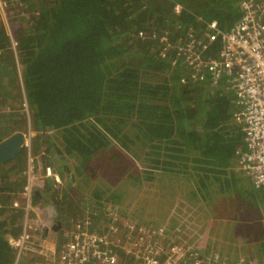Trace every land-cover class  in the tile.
Here are the masks:
<instances>
[{"label": "trees", "instance_id": "1", "mask_svg": "<svg viewBox=\"0 0 264 264\" xmlns=\"http://www.w3.org/2000/svg\"><path fill=\"white\" fill-rule=\"evenodd\" d=\"M2 1L0 122L16 120L18 114L26 120L25 100L35 132L31 164L35 170L42 160L63 180L58 185L50 177L54 186L45 189L52 192L66 228L76 231L87 215L102 228L104 214L140 225L152 220L144 223L148 229L167 225L173 207L164 212L166 217L162 211L153 217L145 207L148 211H140L138 218L131 213L145 200L148 207L155 206L157 188L168 189L174 181L181 187L185 182L211 215L216 207L223 214L227 209V214L243 213L240 208L248 202L264 220V193L259 191L264 188L246 192L236 183L237 151L245 142L235 120L240 106L227 79L213 83L207 71L193 77L183 58L161 41L164 33L172 43L182 32L202 36L213 20L223 31L232 29L242 0ZM219 44L209 48L207 58L218 55ZM96 144L108 149L113 161L106 170L111 195L102 183L72 173L75 161L84 174L91 172L99 155ZM115 158L121 166L114 167ZM13 162L0 161V264H12L10 239L22 230L25 215V204L14 202L23 197L26 177L18 157ZM123 178L133 192L131 202L111 190ZM140 192L145 197L141 194L137 202ZM177 204L185 207L179 200ZM169 205L174 206L173 200ZM235 214L226 221H236ZM206 224L196 235L208 229L207 237L213 238V226ZM216 241L217 249L226 248Z\"/></svg>", "mask_w": 264, "mask_h": 264}, {"label": "built area", "instance_id": "2", "mask_svg": "<svg viewBox=\"0 0 264 264\" xmlns=\"http://www.w3.org/2000/svg\"><path fill=\"white\" fill-rule=\"evenodd\" d=\"M4 7L0 0L2 14ZM239 9L228 31L221 30L213 20L202 36L182 32L172 43L168 33H164L161 41L183 58L193 77L207 71L213 83L227 79L240 106L235 113L245 142L238 151L240 170L249 176L255 188H264V0H242ZM216 44L220 45L218 55L207 58L205 53ZM30 138L25 140L29 155ZM45 170L46 176L58 185L62 183L51 166ZM31 180L29 177L23 191L26 197L30 196ZM108 215L99 220L102 228H97L92 216L87 215L83 225L76 231L66 230L60 242L34 240V231L26 218L17 237L10 239L15 251L12 264H34L38 255L49 260L46 264H243L229 262L219 254L200 252L185 238L181 223L170 220L167 225L148 229Z\"/></svg>", "mask_w": 264, "mask_h": 264}, {"label": "rangeland", "instance_id": "3", "mask_svg": "<svg viewBox=\"0 0 264 264\" xmlns=\"http://www.w3.org/2000/svg\"><path fill=\"white\" fill-rule=\"evenodd\" d=\"M1 14H2V11H1ZM2 17L0 16V19ZM95 142L96 143L98 142L97 139H95ZM85 144L86 143H84V145ZM94 147L97 150L95 154H99V155H97L93 159V161H95L94 163L95 166H91L90 168L91 172L89 174H84V170H80L76 168V165L78 162L75 161L74 167L71 168L72 173L80 174L82 177L87 178L86 180L88 179L89 181L93 180L94 183H99V182L102 183L107 194L111 195L113 194L110 191V187L112 186V183H110L111 181L109 179L110 173H107L106 170L110 166L109 164L111 163L113 164V161L109 156H107L108 149L104 150L103 148H99L97 144L94 145ZM117 157L118 156H116V158ZM72 159L73 158H71L70 163H72ZM120 161L121 159H116L114 163V167L115 165L116 166H118V164L120 165ZM80 167L83 169L82 166ZM235 169L240 174L236 183L238 186L244 188L246 183L248 182L250 183L249 176L240 170V166L238 162H237V165H235ZM111 170L113 171L112 173L116 171L113 169ZM125 170L126 169L123 168V171ZM126 180L127 178H123L119 183H117L114 187H112L111 190H114L113 192L115 194L117 193V195L122 197V199H125L126 201L128 200V202H131L129 201V199H132L131 194L133 195V192L129 189V184L127 185ZM181 185L182 187L180 186L179 182L174 181L172 182L170 186H168L169 187L168 189L157 188L155 192L156 194H154V197H153V199L156 200L157 204L153 207H148L151 205L149 204L146 205L147 200L143 198V201L145 200L144 203H141L135 206L136 207L135 209L134 208L132 209L133 210V212L131 213L132 217L138 218L140 215V211H145V210L146 211L151 210L152 211L151 216L156 217L159 214L158 212L162 211L161 213H164L167 209H170L173 207V213H174V215L172 216L173 220L172 219L170 220L174 222V224L181 223L180 225L181 230H183V232L185 230L186 234L188 232H191L190 241L198 248V250H200V252L204 253V251L201 248H203L202 245H207L208 241L204 240L203 238L199 237L200 235L198 236L196 234H198L199 232H202L201 230H203L204 222L207 220L209 221V225L206 224L208 228L210 225H212L211 222L214 224L212 227L213 228L212 234L214 235V237L213 238L211 236L208 237L210 238V242L211 240L213 241V247H218L219 245L216 240H220L221 243L226 247L224 248V250L226 251L225 253L227 254L231 253L236 256H239L242 254L241 258H242L243 264H264V220L259 218L260 214L258 212V209L254 210L255 207H252L251 209L250 207L251 204L246 202L247 204H245L244 211L254 210L250 218L247 219L243 217V215H241L243 213L237 212L235 214V212H233L224 217H229L235 214L239 218L236 221H225L221 219L218 215V214H222V215H225V214L212 213L214 215H218V218L215 222L213 220L210 221L208 219H214V215H211V211L208 208H205L203 206L204 204L199 205L197 203V202H200V203L202 202L193 197L192 191L190 190L189 187L186 186L185 182L184 184H181ZM196 187L201 188L200 185L199 186L196 185ZM259 191L260 193H264V190H259ZM141 192L139 193L136 199L137 202H139V200L141 201V198H140L142 194ZM142 195L143 197H145V193H143ZM77 196L79 198H85L82 194H79V193H77ZM148 198L152 199L151 196H148ZM171 200H173L174 206L169 205ZM178 200L184 203L185 207L178 208L179 207V205L177 204ZM144 207L147 208L148 210L145 209ZM219 209L220 208L218 207L215 211L218 212ZM206 212L208 214H206ZM164 214L166 217V213ZM245 214L247 215L249 213H245ZM193 217L195 218L193 219ZM157 220H161V219H157ZM147 222H152V220H149ZM147 222L146 220H143L141 221V225L144 226V223H147ZM182 222H184V224H182ZM202 222L203 224H201ZM195 231H196V234L194 236L193 233ZM206 231L208 232V229H206ZM212 253L219 254L214 248L212 250L211 249L208 250L205 254L210 255ZM233 263H237V262H233Z\"/></svg>", "mask_w": 264, "mask_h": 264}, {"label": "crops", "instance_id": "4", "mask_svg": "<svg viewBox=\"0 0 264 264\" xmlns=\"http://www.w3.org/2000/svg\"><path fill=\"white\" fill-rule=\"evenodd\" d=\"M20 83L21 86L23 87L22 83H23V79L20 73ZM25 98V96H24ZM24 106H25V119L24 120V115L23 117L18 114V116L15 119H12L10 121H6L1 123L0 122V142L7 139L8 137L12 136L14 133H21L23 134V136L27 139L29 137V135L31 136L30 141H32L33 136H35V132L33 131L32 128V124H31V117H30V113H29V109H28V104L25 102L24 100ZM22 112H24L23 110H21ZM20 111V112H21ZM24 151H22L17 157H18V162L21 165L20 166V171L21 174L26 177V183H28V179L29 177H31V192H30V196L26 197L24 194H22V199H16L15 200V206H18V204L20 205L21 203L25 206V215L23 218V225L25 222V219L27 218L29 227L34 231V240L38 239L40 242L42 241H55V242H60L63 238V233L66 230H71V228H66V225H63V223H61L60 221V217H61V211L58 207V204L56 203V201L53 199L52 196V192L48 191L45 189L47 188L46 185H48V189L52 188L54 186L53 180L49 179V176H46L45 174V168H44V164L41 160L40 163H38V165L35 168V170H33V165L31 164V155H29L27 153V155L23 154ZM16 157V158H17ZM16 158H14L13 160L9 161V163H17V162H13ZM46 166H50V165H46ZM53 172L58 174L57 171H55L53 169V167H51ZM240 175V174H238ZM58 176L60 177V175L58 174ZM239 177V176H238ZM61 179V177H60ZM67 179V178H66ZM50 182V184H47L46 182ZM250 183H246L244 188L239 187L240 189L245 190L246 192H248V190L250 188L253 187V184L249 178ZM61 182H63V180L61 179ZM50 185V188H49ZM244 207L245 204H243L240 208V212L244 211ZM251 209L252 207H255L253 204L250 205ZM218 207L215 208V210ZM220 208V207H219ZM222 209H224V207H222ZM227 209V208H226ZM256 209V207H255ZM254 209V210H255ZM211 211V209H209ZM214 210V211H215ZM236 210V209H235ZM253 210V211H254ZM253 211L251 210H246L245 212H243V217L246 216L245 213H253ZM81 212H84V210L81 208ZM215 213H223L221 209H219L218 212L215 211ZM227 213L228 209H227ZM222 215V214H218L219 217L223 220H227L229 217H224L228 214ZM218 215L215 216V220H213L214 222L217 220ZM195 217H193L194 219ZM212 221V220H211ZM187 223V222H186ZM189 224V223H188ZM212 226L214 225L211 222ZM62 231V234H59ZM59 232V233H58ZM196 231L193 233V235L195 236ZM207 232L201 234L199 237L203 238L204 240H207V245H202L203 248H201L205 253L208 250H212L213 247V242H210V238L207 237ZM192 235V236H193ZM203 236V237H202ZM186 239L191 240V232H188L185 236ZM215 240V239H214ZM216 249V251L219 253V255L222 254V252L224 254H226L227 257L230 258V260H228L229 262H240L238 260H241L242 258V254L239 256L233 255V254H227L225 253V250H219L216 247L214 248ZM222 251V252H221ZM30 252L28 251L26 256H28ZM51 256V253H50ZM222 256V255H221ZM42 257V258H41ZM224 257V256H222ZM37 262H34V264H46V262H48L49 260L45 257V256H40L38 255L37 258ZM29 264V263H28Z\"/></svg>", "mask_w": 264, "mask_h": 264}, {"label": "water", "instance_id": "5", "mask_svg": "<svg viewBox=\"0 0 264 264\" xmlns=\"http://www.w3.org/2000/svg\"><path fill=\"white\" fill-rule=\"evenodd\" d=\"M30 137V135H29ZM26 138L21 133H14L12 136L0 142V161L7 163L16 158L25 150Z\"/></svg>", "mask_w": 264, "mask_h": 264}, {"label": "flooded vegetation", "instance_id": "6", "mask_svg": "<svg viewBox=\"0 0 264 264\" xmlns=\"http://www.w3.org/2000/svg\"><path fill=\"white\" fill-rule=\"evenodd\" d=\"M241 147H242V146H241ZM241 147H240V148H241ZM238 151H239V149H238ZM238 151H237V162H238V164H239V166H240V158H239Z\"/></svg>", "mask_w": 264, "mask_h": 264}, {"label": "clouds", "instance_id": "7", "mask_svg": "<svg viewBox=\"0 0 264 264\" xmlns=\"http://www.w3.org/2000/svg\"><path fill=\"white\" fill-rule=\"evenodd\" d=\"M242 147H244L243 145H242ZM145 226V225H144Z\"/></svg>", "mask_w": 264, "mask_h": 264}]
</instances>
